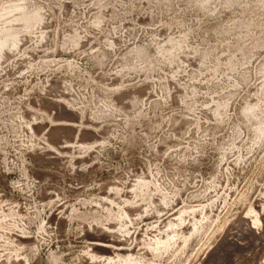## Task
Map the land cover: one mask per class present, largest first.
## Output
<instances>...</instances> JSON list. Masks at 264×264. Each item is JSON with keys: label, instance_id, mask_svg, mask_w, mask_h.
Segmentation results:
<instances>
[{"label": "rangeland", "instance_id": "1", "mask_svg": "<svg viewBox=\"0 0 264 264\" xmlns=\"http://www.w3.org/2000/svg\"><path fill=\"white\" fill-rule=\"evenodd\" d=\"M0 264H264V0H0Z\"/></svg>", "mask_w": 264, "mask_h": 264}]
</instances>
